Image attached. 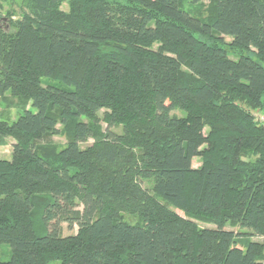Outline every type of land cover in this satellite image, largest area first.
Returning <instances> with one entry per match:
<instances>
[{
  "label": "trees",
  "instance_id": "obj_1",
  "mask_svg": "<svg viewBox=\"0 0 264 264\" xmlns=\"http://www.w3.org/2000/svg\"><path fill=\"white\" fill-rule=\"evenodd\" d=\"M24 1L0 29V102L22 110L0 116V145L15 139L0 160V264H262L263 245L225 228L264 239V126L250 112L264 107V0H208L205 18L188 0Z\"/></svg>",
  "mask_w": 264,
  "mask_h": 264
},
{
  "label": "rangeland",
  "instance_id": "obj_2",
  "mask_svg": "<svg viewBox=\"0 0 264 264\" xmlns=\"http://www.w3.org/2000/svg\"><path fill=\"white\" fill-rule=\"evenodd\" d=\"M208 0H200L197 2H193L192 0H188L187 8L188 10L196 16H199L201 18H205L207 16L208 11ZM61 10L67 11V3H63L61 5ZM28 12V8L26 5V2L24 0H0V29L3 31H8L11 29L14 22L19 20L23 13ZM226 42H229L230 40L225 38ZM253 51V50H252ZM232 58L233 54L231 55ZM42 85H56L61 86L62 85L57 81H52L48 79H42ZM21 101L19 99L11 97L9 94H6L5 100L0 102V116L2 118V121H4L7 124H10L11 122L15 121V119L22 113L21 110ZM25 109L32 111L33 113L35 110L31 107V103L28 102L25 106ZM254 117V119L261 123L264 126V107L260 110H251L250 111ZM106 113H109V110L107 109H101L97 114V118L99 120L100 126L104 129L106 127V124L104 123V115ZM172 116H176L179 118H184L185 113L181 111L180 109H175L170 113ZM82 121L88 122V119H81ZM57 132L52 135L51 141L52 143L57 147V150L62 149L66 146L68 142L67 133L65 131V127L61 125L60 123L56 126ZM112 131L116 134L121 133V127H115L112 128ZM207 132V129H205V134ZM15 143V139L8 136L4 138L3 144L0 145V160H10L12 157V147ZM92 140H88L85 144H81V149H86L92 145ZM244 160L247 162L248 158H244ZM251 160V159H250ZM200 159L194 158L192 161V167L193 168H199L200 167ZM142 188L149 193L150 196H152V181L151 180H145L141 182ZM171 211L179 215L180 217L187 220L189 223H192L196 226L197 229H214L215 226L211 223L196 220L194 218H187L183 216L182 213L175 211L172 208H169ZM122 219L128 223V224H136L139 223V214L138 213H130V212H121L120 213ZM226 230L232 231L235 234H243L245 237L243 238L244 242L252 241L254 243H257L259 245H263L264 247V239L262 237L253 236L251 235L250 230L241 229L238 226H231L226 225ZM77 233V227H73L69 229L66 224L60 225V234L63 237L67 236H73ZM263 255H264V249H263ZM10 259V249L7 244H0V261H8ZM264 260L261 262L263 264ZM50 264H60L59 262H52Z\"/></svg>",
  "mask_w": 264,
  "mask_h": 264
}]
</instances>
